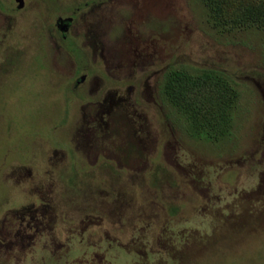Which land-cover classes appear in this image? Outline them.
<instances>
[{
	"label": "rangeland",
	"instance_id": "1",
	"mask_svg": "<svg viewBox=\"0 0 264 264\" xmlns=\"http://www.w3.org/2000/svg\"><path fill=\"white\" fill-rule=\"evenodd\" d=\"M30 4L11 30L0 25V64L4 55L25 57L17 64L25 76L22 91L13 95V80L4 81L8 113L26 114L17 124L29 132L42 129L44 149L62 147L71 130L82 128L80 105L72 109L75 126L62 127L67 94L56 65L61 72L70 63L39 35V21L52 11ZM253 9L258 17L264 0H111L84 13L76 29L101 67L91 81L97 75L101 85L123 88L148 79L153 91L145 100L152 109L115 111L109 133L95 139L94 150L123 164L116 186L123 188L124 215L88 218L72 211V227L52 240L49 229L44 236L29 226L24 232L18 220L13 230L8 212L0 264H264V24L248 19ZM38 63L43 69L36 76ZM209 71L227 85L225 127L217 105L205 109L215 113L211 122L205 110L190 113L195 100L203 104L202 91L180 102L166 92L175 72L200 78ZM91 109L100 106L87 113H95ZM213 125L212 136L201 134L199 126ZM12 171L3 169L1 176L11 178ZM115 173L97 171L96 180L116 179ZM11 198V207L22 200Z\"/></svg>",
	"mask_w": 264,
	"mask_h": 264
},
{
	"label": "flooded vegetation",
	"instance_id": "2",
	"mask_svg": "<svg viewBox=\"0 0 264 264\" xmlns=\"http://www.w3.org/2000/svg\"><path fill=\"white\" fill-rule=\"evenodd\" d=\"M31 1L33 0H12L8 4L0 0V16L5 19L0 25H7L11 30V21H16L15 16L28 9ZM109 1L111 0H35V7L52 11V17L39 21L41 39L48 40L46 43L54 47V53L62 52L70 63L69 69L63 68L61 72L56 65L57 74L62 78L67 94L62 127L71 123L73 128L77 120H72V109L77 104L80 105L82 128L71 130L72 135L68 133L71 139H67L64 146L44 149L46 143L41 135L42 129L29 132L23 129L26 127L24 123L17 124L24 122L22 118L26 114L8 113L10 99L6 96L7 87H3L6 85L4 81L9 78L13 80L8 84L13 95L15 90L22 91L26 85L25 76L21 66L17 64L25 57L20 55L22 52H19V56L17 53L3 57L4 62L0 64V197L1 192L6 197L0 199V234L3 228L2 218L5 219L8 212L15 220L10 223L13 230H16L18 220L19 229L24 226V232L28 226L39 233L49 229L54 236L52 240L58 239L61 228L66 231V227H72L73 223L68 218L72 211L84 213L88 218L94 212L104 219L107 216L124 215L123 188L116 186L117 181L122 180L123 164L107 155L105 150H94L95 139L97 133H109V119L115 111L125 110V107L137 112L140 108L152 109L145 100L147 97L149 101L152 100L153 91L148 85V79L143 82L130 79L129 84L124 81L123 84L128 85L123 88H107L101 85L97 75L94 77L95 82L91 81L95 71L101 67L96 66V54L93 53L91 45L82 44L83 39L78 34L76 25L87 10L107 5ZM7 8L11 10L10 14L2 12ZM37 56L42 63V57H39L41 55L38 53ZM40 63L34 67L33 73L41 72L39 70L43 66ZM92 94L98 96L95 102L90 100L89 96ZM19 97L16 95V98ZM91 105H99V112L91 109L95 113H87ZM51 132L53 138L61 137L57 127ZM31 137L34 141H29ZM3 169L13 170L11 178L5 179L1 176ZM114 170H118V173L113 174L116 179L110 177L98 184L97 171L106 176L108 171L112 173ZM105 185H109L110 189L107 190ZM11 197L15 200L21 197L22 200L16 207H11ZM41 235L44 236L43 233Z\"/></svg>",
	"mask_w": 264,
	"mask_h": 264
},
{
	"label": "trees",
	"instance_id": "3",
	"mask_svg": "<svg viewBox=\"0 0 264 264\" xmlns=\"http://www.w3.org/2000/svg\"><path fill=\"white\" fill-rule=\"evenodd\" d=\"M257 9H253L248 11V19L253 20L255 22H260V24H264V12L260 11V14L258 17L255 16V11ZM227 85L225 81L221 78V76L218 73H214L212 71L204 72L200 78H192L189 74H186V72H175L170 76L169 82L166 87V92L170 93L173 100H177L180 102V99H186L187 96L192 95L196 93L197 91H202L203 94V104L201 107L198 104V101L194 99V97H190L191 100H195L193 102L194 108L190 110V113H199L201 110H205L209 106H215L219 109H217V115H219L221 122L219 123L221 126H224L228 124V118H229V107L230 105L225 101L224 99V92L226 91ZM205 110L204 112H206ZM207 114V112H206ZM209 117V121H213L212 117L215 116V113L213 114H207ZM207 117V116H206ZM211 127V126H210ZM202 128L201 134L203 136H212V132L217 131V127L213 125V127L210 129L199 126V129Z\"/></svg>",
	"mask_w": 264,
	"mask_h": 264
}]
</instances>
